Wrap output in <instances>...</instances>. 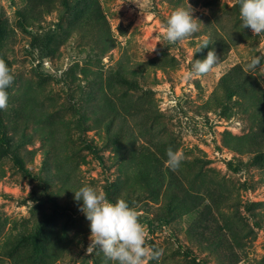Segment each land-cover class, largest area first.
<instances>
[{
    "label": "rangeland",
    "instance_id": "374dc122",
    "mask_svg": "<svg viewBox=\"0 0 264 264\" xmlns=\"http://www.w3.org/2000/svg\"><path fill=\"white\" fill-rule=\"evenodd\" d=\"M201 1L188 0L195 9V18L201 23L200 30L178 43H169L163 38L162 24L173 9L186 7L187 0H98L100 12L115 42V47L105 56L91 51V44L85 37L84 41L80 40L71 32V28L79 23L81 8L72 16L67 14L61 23L53 15L45 18L42 25L53 29L55 24H60L63 29L56 33L51 46L52 56L39 58L31 53L29 31H22L17 25L16 13L23 8L21 0H0V26L3 27L0 56L10 64L15 78L3 112L8 111L16 87L24 82L45 88L55 95L61 106H68L72 98L63 93L59 80L69 68L89 64L98 77H91L88 85L84 84L87 85L85 91L74 97L76 109L80 107V112L83 109L81 118L78 119V114L70 107L59 115L68 126L62 129V133L68 134L64 156L73 162L76 186L91 184L113 201L126 199L124 180L128 176V165L125 161L117 165L113 163V150L104 147L100 131L95 128L97 122H101V117L96 115L100 104L96 103V95L101 86L104 88L106 82H111L115 86L114 100L118 97L139 107L142 101H146L143 109L149 108L148 103H151L150 108L155 106L159 114L156 121L149 120L147 127H135L125 138L122 149L129 146L148 150L164 159L171 147L183 153L184 171L190 176L205 177L204 189L198 193L199 201L192 200L197 204L195 221L199 223L191 224L188 214L189 207H192L190 199L169 211L162 190L155 198L141 195L126 199L137 211L140 222L146 218L154 221L161 214L169 219V226L151 231L142 223L147 232L146 246L163 250L159 261H146V264H217L209 244L200 236L205 231L204 226L213 238L224 234L221 217L230 222L231 232L218 240L224 244L221 248L224 264L229 260H234L235 264H264V222L256 227L248 213L241 209L233 212L232 207L227 210L217 196L228 195L241 203L251 204L253 215H264V152L259 158L240 156L221 145L224 134L242 136L248 133L256 114L239 108L230 119H225L204 108L219 79L234 66L248 73L264 94V66L257 65L253 72L246 69L250 57H264V34L257 35L251 29L249 32L243 29L240 18L231 11L236 4L234 0H211L208 6L193 5ZM214 34L231 44L225 60L217 63L207 75L185 80L183 77L190 67L191 53ZM206 55L197 57L194 54L193 59L202 60ZM118 64L135 72L142 68L143 76L138 77L135 89L130 90L117 82L114 71ZM36 71L44 80L35 76ZM32 135L30 144L16 150L26 166L40 175L44 185L38 186L25 178L13 167L10 151L0 150V264H111L98 249L87 253L90 243L88 221L78 210L73 195L62 199L66 207L70 206L68 213L57 215L51 211L46 195L56 194L60 184L47 177V170L53 163L50 157L43 159L45 140ZM81 136L87 141L92 140L100 149L102 166L84 149L79 139ZM15 146L12 140L10 147ZM44 167V173L40 174ZM164 167L167 168L166 163ZM209 187L215 194L208 192ZM5 244L7 247L2 253Z\"/></svg>",
    "mask_w": 264,
    "mask_h": 264
},
{
    "label": "trees",
    "instance_id": "16d2710c",
    "mask_svg": "<svg viewBox=\"0 0 264 264\" xmlns=\"http://www.w3.org/2000/svg\"><path fill=\"white\" fill-rule=\"evenodd\" d=\"M180 2L184 0H179ZM22 9L16 13L17 25L22 31L30 35V50L33 55L39 58H49L53 54L51 48L56 33L62 30L59 24L54 26L42 25L45 18L56 15L55 20L61 23L62 19L70 13V16L80 8L82 9L81 18L79 23L71 28V32L77 34L80 40L85 39L91 44V51L98 52L100 56H105L114 47L115 42L111 37L109 26L105 21L98 0H21ZM211 0H202L201 2L193 3L194 6L210 5ZM233 12L239 17V2L234 0ZM76 12V13H77ZM75 13V14H76ZM1 20V19H0ZM0 26V32L2 31ZM249 32L250 28H243ZM245 39V34H243ZM207 40L211 43L208 47L203 48L201 51L195 53L198 57L204 55L209 50L214 51L219 62L225 60L227 53L230 50V45L227 44L223 37L214 34V37H209ZM11 70L10 64L4 57L0 56ZM138 67H141L138 64ZM36 77L44 80V77L36 71ZM12 73V72H11ZM117 82L123 86L129 87L133 90L137 87L138 77H142V68L136 72L125 65L118 64L114 71ZM13 75V73H12ZM14 77V76H13ZM96 79L98 76L90 68V65L79 67L77 65L68 69L64 74L59 84L62 85L63 93L72 98V103L66 107H70L75 114H78V119L81 118L80 107H77V100L75 95L85 91L90 78ZM85 82L87 85H84ZM15 85V78L7 92ZM104 88H100V93L96 95V115L101 117V122H97L95 128L100 131V138L104 147L111 148L114 152L113 163L119 164L125 161L128 169V176L124 180L126 188V199L134 196L136 198L152 197L162 190L165 194L167 203V211L171 210L173 206L181 203H188L191 200L192 207H189L188 214L192 219L191 224L199 223L195 221V214L197 204L192 201H199L200 196L198 193L203 191L205 186V177L203 176H190L188 172L183 170V163L181 166L173 171L168 167L165 168L164 164L167 158L161 159L151 151L138 150L134 147H125L122 149L125 138H128L130 132L135 127H147L149 120L156 121L158 119V112L154 106V110L149 104V108L143 109L146 101L141 102V107L138 105H129L121 98H112L115 92V86L111 82H106ZM111 95V96H110ZM122 95V94H121ZM9 108L7 112L0 110V150L9 152V159L18 172L25 178L32 182H36L38 186L44 185V181L39 174L30 170L25 162L19 157L17 147L30 144L32 141V134L41 136L45 140V149H43V159L50 157L52 161L51 169H48L47 177L55 180L60 184L59 191L56 194L46 195L47 202L51 211L57 215L68 213L70 206L66 207L65 199H69L78 187L75 181L76 172L73 162L65 155L66 152V139L68 134L62 133V129L68 128L67 124L62 121L59 116L62 111L67 108L58 103V99L54 94L49 93L43 87H36L29 82L21 83L12 94L9 101ZM204 108L213 111L220 117L230 119L235 114V109L241 108L243 112L256 114L255 123L250 127L248 133L242 136H232L224 134L221 140L223 148L229 152L235 153L240 156H252L259 158L263 156L264 152V94L261 92L258 84L251 78V76L241 70L239 66H234L225 75H223L213 92L208 97L204 104ZM58 119H55V118ZM11 133V134H9ZM80 142L83 143L84 149L92 156V158L99 164L103 165L102 156L99 155L98 149L92 140L87 141L82 136L79 137ZM14 140L15 147L11 146V141ZM11 149V150H10ZM44 167L41 173H44ZM199 177H201L199 180ZM166 181V182H165ZM196 181H199L197 183ZM75 182V183H74ZM123 186V185H122ZM212 186V185H211ZM218 188L221 186L218 185ZM215 194L212 187L208 188ZM45 193V192H44ZM194 194V195H193ZM221 199V203L226 206L228 210L232 207L233 212L241 209L244 213H248L249 217L255 222L256 227H259L264 222V215H253V206L248 203H241L238 199H233L228 195H217ZM142 197V198H143ZM109 199L113 200L110 196ZM140 200V199H137ZM195 207V208H194ZM171 213V212H170ZM221 215V214H220ZM256 219V220H254ZM225 226V233L221 238H226L227 233L231 235L229 230L230 222L227 218L221 217ZM46 223V219L44 220ZM146 228L151 231L154 229L165 228L169 226L168 217L163 214L156 217V219L149 220L146 218L144 222ZM205 231L201 234L200 238L209 244L211 254L214 255L217 264H224L222 260L223 248L220 237L213 238L206 231L207 227L204 226ZM225 240V239H223ZM226 243V240H225ZM7 247L2 248L3 250ZM241 245L239 246V249ZM4 255H6L4 253ZM186 256L188 252H185ZM190 257V256H189ZM194 261V257L192 258ZM233 261V262H232ZM206 264V263H200ZM228 264H235L234 260H229Z\"/></svg>",
    "mask_w": 264,
    "mask_h": 264
},
{
    "label": "clouds",
    "instance_id": "9594fccd",
    "mask_svg": "<svg viewBox=\"0 0 264 264\" xmlns=\"http://www.w3.org/2000/svg\"><path fill=\"white\" fill-rule=\"evenodd\" d=\"M239 17L243 28H250L253 34H264V0H238ZM195 9L189 4L178 6L168 15L162 24L163 38L169 43H178L200 30L201 23L194 16ZM211 43L202 41L191 53L190 67L184 73L185 80H192L210 73L219 62L214 51L209 50L204 59H193L195 53ZM264 66V57L252 56L246 63L249 72L256 71V66ZM259 68V70H260ZM13 75L4 60L0 59V110L8 105L7 89L13 82ZM165 161L170 170H177L184 155L169 147ZM73 193V200L78 202V210L88 221L90 230L89 245L86 249L91 254L97 249L111 264H146V261H159L162 249L146 246V228L139 221L138 213L128 201L117 198L115 201L98 191L91 184L79 186Z\"/></svg>",
    "mask_w": 264,
    "mask_h": 264
}]
</instances>
